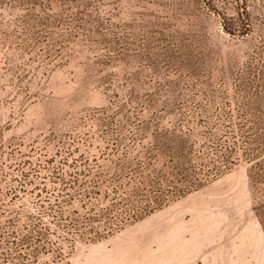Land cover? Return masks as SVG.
Instances as JSON below:
<instances>
[{
	"label": "rangeland",
	"instance_id": "374dc122",
	"mask_svg": "<svg viewBox=\"0 0 264 264\" xmlns=\"http://www.w3.org/2000/svg\"><path fill=\"white\" fill-rule=\"evenodd\" d=\"M262 131L264 0H0V225L78 219L69 264H149L154 239L187 259L193 225L264 244V151L241 146Z\"/></svg>",
	"mask_w": 264,
	"mask_h": 264
},
{
	"label": "trees",
	"instance_id": "16d2710c",
	"mask_svg": "<svg viewBox=\"0 0 264 264\" xmlns=\"http://www.w3.org/2000/svg\"><path fill=\"white\" fill-rule=\"evenodd\" d=\"M253 138V142L256 143L251 149L248 147L246 136L242 140L241 146L244 147L245 152H255L260 154L264 151V131L260 133H253L250 138ZM150 142L159 147L163 153H166L171 160H173L172 168L176 169L175 174H182L183 162L186 160L184 155V146L181 140L176 143V140L170 136L159 133L155 136H151ZM244 143V144H243ZM241 147V148H242ZM236 149L235 143L233 145L217 144L215 153H218L222 158L231 156L232 151ZM165 154V155H166ZM223 167L230 169L229 161L224 159ZM258 169L255 172L256 176H259L264 180V161L257 165ZM173 174V173H171ZM223 174V173H222ZM193 180L189 185L176 189V192H189L198 187L197 181L199 177H193ZM74 180L60 179L58 183L63 185V188H70L69 185ZM64 189V190H65ZM71 195L66 194L64 199L70 198ZM135 206H132L134 211ZM54 211L55 217H62L63 211ZM135 212V211H134ZM127 214L131 217L132 215ZM125 218V217H124ZM127 220V219H126ZM53 227L49 225H24L22 229L16 225H0V264H69L65 261V255L63 247L60 245L64 239V235L74 233L77 229V225H81L78 219L70 218L69 221L57 220Z\"/></svg>",
	"mask_w": 264,
	"mask_h": 264
},
{
	"label": "crops",
	"instance_id": "0c3cea01",
	"mask_svg": "<svg viewBox=\"0 0 264 264\" xmlns=\"http://www.w3.org/2000/svg\"><path fill=\"white\" fill-rule=\"evenodd\" d=\"M193 227L199 237L207 234H210L211 238L213 237L212 225H193ZM231 227L232 225H228V229H231ZM200 229L207 230L208 233H201ZM230 233L226 231V235H230ZM226 235H217L215 246L210 245V238L207 250L205 249L206 244L199 241L196 243L199 255H193L191 251H186L187 259L179 256L180 251L177 242L174 243L175 246L168 248L167 243L158 242L154 239L153 242L157 248L154 257H150L148 263L169 264V262H177V264H194V258H202L203 264H264V244L258 232L255 234L253 232L249 233L247 228V232L243 233V237L237 235L238 242L235 244L229 242ZM184 241L191 244L190 235L188 238L185 237Z\"/></svg>",
	"mask_w": 264,
	"mask_h": 264
}]
</instances>
